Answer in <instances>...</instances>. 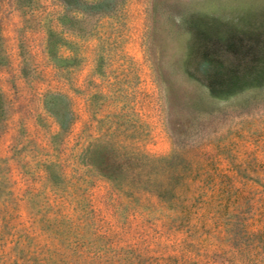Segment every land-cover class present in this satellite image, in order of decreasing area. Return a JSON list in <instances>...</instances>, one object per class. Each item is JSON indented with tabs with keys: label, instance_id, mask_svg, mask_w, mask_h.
I'll use <instances>...</instances> for the list:
<instances>
[{
	"label": "rangeland",
	"instance_id": "374dc122",
	"mask_svg": "<svg viewBox=\"0 0 264 264\" xmlns=\"http://www.w3.org/2000/svg\"><path fill=\"white\" fill-rule=\"evenodd\" d=\"M0 264H264V0H0Z\"/></svg>",
	"mask_w": 264,
	"mask_h": 264
}]
</instances>
